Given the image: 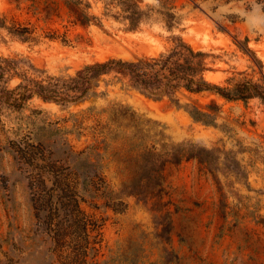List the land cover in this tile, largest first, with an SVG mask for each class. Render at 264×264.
<instances>
[{"label": "rangeland", "instance_id": "374dc122", "mask_svg": "<svg viewBox=\"0 0 264 264\" xmlns=\"http://www.w3.org/2000/svg\"><path fill=\"white\" fill-rule=\"evenodd\" d=\"M175 37L206 54L204 77L212 84L232 89L264 77V0H0V56L22 59L19 72L39 82L74 77L111 60L156 58L172 49ZM20 82L11 79L9 89ZM132 85L130 75L115 68L82 101L34 97L20 110L3 109L0 264L52 260L31 185L36 199L43 198L59 182L46 172L65 168L73 160L68 154L88 148L90 164L101 166L105 182L104 191L82 203L99 227L88 232L89 264H264V101L182 87L173 98L157 99ZM186 105L204 113L203 121H195ZM118 106L156 122L162 143L206 151L202 161L166 165L161 211H154V199L146 205L120 192L112 151L126 146L123 136L113 140L119 131L111 120ZM97 153L105 154L101 163ZM89 158L80 166L91 175ZM82 237L71 232L67 244ZM167 249L177 261L165 257Z\"/></svg>", "mask_w": 264, "mask_h": 264}, {"label": "trees", "instance_id": "16d2710c", "mask_svg": "<svg viewBox=\"0 0 264 264\" xmlns=\"http://www.w3.org/2000/svg\"><path fill=\"white\" fill-rule=\"evenodd\" d=\"M173 43L168 53L156 58L137 61L111 60L104 64L85 67L77 71L74 77H49L41 82L19 72L22 59L0 56V114L5 107L22 109L34 97L45 102L62 104L82 101L88 95L96 94L93 89L98 86L102 75L115 68L130 75L134 89L152 98H173L177 89L182 87L189 93L212 92L228 100L247 102L259 98L264 101V77L261 82L242 80L232 89L222 88L208 82L204 77L207 70L205 53L196 52L181 37H175ZM16 77L20 78L21 82L15 89L10 90L8 84ZM186 108L195 121H203L202 118L206 116L195 107L186 105ZM111 120L119 131L118 135L114 134L113 140L123 136L126 146L112 151L118 174L122 176L120 192L146 205L150 199H154V211H161V208L167 205L162 201L165 195L163 172L166 165L180 164L188 158H200L202 161L204 159L199 157L200 153L206 151L186 152L180 146L162 143V139H159L162 132L156 127L157 123L146 119L130 107L115 108ZM157 145H160V150L157 149ZM106 147L111 150L110 145ZM90 149L68 154L73 160L67 161L65 168L55 170L53 167L46 172L48 176L56 177L59 182L56 183V188L49 190L43 198L36 199L35 191L33 192L36 186L31 185L34 203L41 202V206L35 207V210L45 235V243L49 244L46 256L52 260L48 264H89L88 232L99 227L82 210V203L104 191L102 183L105 184L104 179L99 176L101 166L90 164L87 154ZM96 156L99 157L100 163L105 158V154L97 153ZM88 158L87 165L94 168L91 175L80 166V162H88ZM70 161L72 163H69ZM71 178L73 181L69 180ZM162 217L166 220L164 230L170 242L172 231L170 217L169 214ZM71 232L83 235L72 247L66 241ZM94 239L92 251L96 252L95 245L99 241ZM65 248L71 252H64ZM163 253L165 257L168 255L171 261L178 260L176 252L172 250L167 249ZM136 262V259H133L129 263Z\"/></svg>", "mask_w": 264, "mask_h": 264}]
</instances>
